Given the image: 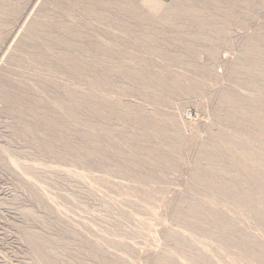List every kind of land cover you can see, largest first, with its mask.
<instances>
[{
	"label": "rangeland",
	"instance_id": "rangeland-1",
	"mask_svg": "<svg viewBox=\"0 0 264 264\" xmlns=\"http://www.w3.org/2000/svg\"><path fill=\"white\" fill-rule=\"evenodd\" d=\"M114 1L133 3L144 12L166 11L165 15L167 7L175 2ZM178 1L175 2L177 6L190 9L192 15L176 17L172 25L157 23L147 27L115 8L86 11L87 1L80 4L78 0H0V264H49L42 261L37 250H44L51 264H107L110 261L157 264L160 258L168 256L169 247L176 246L174 239L169 237L173 227L185 226L181 224L179 208L188 200L187 195L200 200L207 197L215 203L217 201L216 204L221 203L215 199H219V195L214 196L215 192L208 191L214 198L205 195L209 193L198 181L194 184L193 176L203 143L211 137L215 143L220 131L238 129V117L230 121L223 115L231 110L237 112L238 108L227 107L223 95L233 89L240 92L249 88L264 97L261 89L264 88V79L235 71L237 63L256 65L258 60L251 57L248 49L253 36L264 47V0ZM6 4L10 13L2 10ZM108 14H112L111 19ZM200 14L225 22L223 39L218 36L216 40L213 35L217 36V33L212 27L196 24L194 15ZM32 18L45 22V32L60 34L79 47L76 50L62 43L61 48L51 46L50 49L43 39L47 37L45 32L36 38L24 30V23ZM58 22L69 24L70 29L59 30ZM124 23L130 24L136 32L121 33L120 25ZM194 32L213 38L219 54L208 53L206 43L201 44L200 51L188 54L182 41ZM159 36L161 40L150 44L151 53L148 51L147 55L146 49L140 45L146 46L147 38ZM96 42L109 43L113 51L108 53L97 49ZM176 55L183 59L173 61ZM40 57L48 60L41 61ZM72 59L75 61L72 69L63 67L64 60L69 62ZM61 60L62 69L52 70ZM131 61L135 67L145 68L147 65L146 68L169 82L180 74L188 77L185 83L197 93L196 97H192L191 91L168 87L151 89V94L146 97L144 82L118 72H109L106 85L95 80L97 71L101 75L108 73L103 71L105 65H130ZM100 64L104 67L100 68ZM181 71L185 72L184 75ZM252 82L257 86H251ZM163 119L167 120L165 127L170 132L176 130L177 136L165 139L152 133L153 127ZM48 120L56 128L51 130L46 123ZM240 130L251 135H260L261 132L257 129L255 132V128L249 125ZM90 139L98 145L92 155H88L85 149ZM169 145L178 146L177 151ZM12 159L21 162L23 167H15ZM191 184L197 185L196 189ZM200 188L203 194L199 195ZM222 202L224 204V200ZM231 203V208L238 210L236 213L227 212L231 222H238L235 230L246 234L253 230L252 235L258 234L257 239L264 243V228L259 226L257 218L249 219L252 210ZM179 228L176 230L183 227ZM235 245L220 248L219 252L215 249L217 255L219 253L217 257L213 251L215 257L223 259L226 255L228 260L221 261L233 264V257L238 256L245 259L239 258L244 264H252V260L247 262L245 255L238 254ZM191 246L197 248L194 244ZM262 246H256L258 250L254 246V250L264 251V244ZM229 252L232 255H228ZM220 254H224L222 258ZM170 262L180 264L178 259Z\"/></svg>",
	"mask_w": 264,
	"mask_h": 264
},
{
	"label": "bare ground",
	"instance_id": "bare-ground-1",
	"mask_svg": "<svg viewBox=\"0 0 264 264\" xmlns=\"http://www.w3.org/2000/svg\"><path fill=\"white\" fill-rule=\"evenodd\" d=\"M88 2L85 4V10L90 11L94 8H102L105 10V8H115L119 11L126 12L130 15L131 19H135L136 21L140 22L141 24H146L148 25L151 24H162V25H172L174 24V19L176 17H180L182 15H192V12L190 9H187L184 6H177L175 3L178 0H175V2L172 1V5H170L167 10V13L165 15V12L163 11L162 13L154 12L152 10L149 11H142L140 9V6L136 5L134 6L133 3H124V2H115L114 0H78L80 4H84L85 2ZM153 1V0H152ZM181 1V0H180ZM180 1H178L180 3ZM147 2V1H146ZM157 2V1H156ZM182 2V1H181ZM199 2V1H198ZM206 2V1H205ZM78 3V4H79ZM140 3V2H139ZM143 3V2H142ZM161 3V2H160ZM171 3V2H170ZM178 3V4H179ZM192 3V2H191ZM210 3V2H209ZM75 4V3H74ZM149 4V3H148ZM164 4V2H162ZM166 4V3H165ZM182 4V3H181ZM168 5V4H167ZM180 5V4H179ZM213 6V5H212ZM184 7V8H183ZM226 7V6H225ZM163 8V7H162ZM152 9V8H151ZM154 9V8H153ZM159 9V8H158ZM193 9V8H192ZM196 9V8H195ZM3 11L10 13V8L6 4V7L2 9ZM213 10V9H212ZM224 10V9H223ZM2 11V12H3ZM106 11V10H105ZM161 12V10H159ZM89 13V12H88ZM121 13V12H120ZM107 14V13H106ZM127 14V15H128ZM40 15V14H39ZM112 15V14H111ZM111 15L108 14V18L111 19ZM32 16V15H31ZM36 16V15H35ZM50 16V15H49ZM102 16V15H101ZM41 17V16H40ZM39 17V18H40ZM129 17V16H128ZM192 17V16H191ZM30 18V17H29ZM38 18V16H37ZM55 18V17H54ZM53 18V19H54ZM106 18V16H105ZM81 19V18H80ZM76 20V19H75ZM101 20V19H100ZM130 20V19H129ZM229 20V19H228ZM48 21V20H47ZM56 21V20H55ZM194 21L196 22L197 25L200 26H210L214 29L215 33H217V36L215 34L213 35L216 37V40L221 38L223 34H226L225 31V22L219 21V20H214L212 19L209 15L207 14H200L195 16L194 15ZM225 21H227L225 19ZM57 22V21H56ZM61 22V21H60ZM176 22V21H175ZM110 23V22H108ZM59 24V22H58ZM45 22H41L39 19H29L24 23V30L27 32H30L32 35H35L37 38V35H41L42 33L45 32L44 26ZM48 25V24H47ZM50 25V24H49ZM48 25V26H49ZM109 25V24H108ZM228 25V24H227ZM60 29L59 30H69L70 25L69 24H59ZM79 26V25H78ZM101 26V25H100ZM105 26V25H104ZM136 26V25H134ZM152 26V25H151ZM72 27V26H71ZM80 27V26H79ZM107 27V26H106ZM121 29L123 32L121 33H128V34H134L136 31L135 29L128 23H124L120 25ZM22 28V27H21ZM63 28V29H62ZM57 29V28H56ZM145 29V28H144ZM152 29V27H150ZM154 29V28H153ZM200 29V27H199ZM208 29V28H207ZM75 30V29H74ZM118 30V29H117ZM25 31V32H26ZM53 31V30H52ZM51 31V32H52ZM111 31V30H110ZM199 31V30H198ZM213 31V32H214ZM227 31V30H226ZM59 32V31H58ZM75 32V31H74ZM116 32V31H115ZM150 32V31H149ZM165 32V31H164ZM170 32V31H169ZM47 34V37L43 38L45 39L44 42H46L47 45L54 47L59 46L61 48L62 43H65V45H71L73 48H78L76 44H73V42L65 40V38L60 35V34H49L48 32H45ZM64 33V32H63ZM62 33V34H63ZM82 33V32H81ZM84 33V32H83ZM190 33V32H189ZM70 34V33H69ZM120 34V32H119ZM127 34V35H128ZM144 34V33H143ZM142 34V35H143ZM149 34V33H148ZM19 35V34H18ZM76 35V33L74 34ZM79 37L82 36V34H78ZM84 35V34H83ZM87 35V34H86ZM65 36V35H64ZM73 36V34H72ZM85 36V35H84ZM89 36V35H88ZM219 36V38H218ZM34 37V38H35ZM42 37V36H41ZM147 37V36H146ZM154 37V36H153ZM225 37V36H224ZM40 38V37H39ZM139 38V37H138ZM172 38V37H171ZM64 39V40H63ZM68 39V38H67ZM148 42L147 45H140L141 48L146 49V54L149 53L150 51V44L153 45V43H156L161 40L160 36L156 39L154 38H147ZM223 39V37H222ZM70 40V39H69ZM76 39H74L75 41ZM142 39L139 41L141 42ZM146 40V39H145ZM215 40V41H216ZM250 45H248V49L250 50V55L251 57L255 58L254 60L257 62L256 65L252 64H246V63H235V71L238 74H245L249 77H259L261 79H264V50H262L263 43L259 40H257L256 36H253L251 39ZM78 41V40H76ZM167 41V40H166ZM179 41V40H178ZM21 43V41H20ZM181 43V41H180ZM208 44V46L205 47V49L210 53L211 55L213 54L217 56L219 52L217 49L214 47V39L211 37H207L201 32H194L191 34H188L185 36V39L182 41V44H184V48L188 54L193 53L195 54L196 52L200 51L201 44ZM220 43V42H219ZM94 44V43H93ZM92 44V45H93ZM113 44V43H112ZM139 44V43H138ZM142 44V43H140ZM145 44V43H144ZM216 44V43H215ZM18 45V44H17ZM64 45V44H63ZM97 49H101L105 52L113 51L112 46L107 43H99L96 42ZM175 45V44H174ZM218 45V42H217ZM58 47V48H59ZM70 47V46H69ZM25 48V47H24ZM59 48V49H60ZM94 48V47H93ZM57 49V48H56ZM117 49V48H116ZM126 49V48H125ZM155 49V47H154ZM23 50V49H22ZM55 50V49H54ZM53 50V51H54ZM77 50V49H76ZM52 51V52H53ZM102 51V52H103ZM149 51V52H148ZM28 52V51H27ZM45 52V51H44ZM77 52V51H76ZM80 52V51H79ZM161 52V51H160ZM163 52V51H162ZM161 52V53H162ZM57 53V52H56ZM70 53V52H69ZM111 53V52H110ZM142 53V52H141ZM151 53V52H150ZM154 52H152L153 54ZM163 54V53H162ZM148 55V54H147ZM150 55V54H149ZM192 55V54H191ZM60 56V55H59ZM134 58L135 55H133ZM183 56V55H182ZM244 56V55H243ZM52 57V56H51ZM56 57V56H55ZM141 57V56H140ZM157 57V56H156ZM246 57V56H245ZM64 58V57H63ZM95 58V57H94ZM158 58V57H157ZM171 58V57H170ZM174 60H179L183 59L181 56H174ZM248 58V57H247ZM252 58V59H253ZM41 61H46L48 58L44 59L40 57ZM63 60V59H62ZM62 60L61 63H59V66L52 69L54 71L58 70L59 68L62 69ZM60 61V60H59ZM69 61V60H68ZM72 61V62H71ZM69 62H65L64 60V65L63 67L72 69L74 67V59H72ZM110 61V60H109ZM124 61V60H123ZM133 61V60H132ZM132 61L128 64L121 63L116 64V65H105V68L103 71L108 72L106 75H101L97 72L95 76V80L97 82H103L105 85L108 84V74L109 72H118L121 73L125 76L129 77H134L142 82H144V85H146V97L151 94L150 90H159L165 89V88H174V89H185L188 92L191 91L193 88L189 87L186 82V76H180L175 77L172 82H169L166 80L164 77L161 75L157 74L156 72H153L152 69L150 68H143V67H135L132 65ZM138 62V60H134ZM142 61V60H141ZM171 61V60H170ZM21 62V61H20ZM78 62V61H77ZM76 62V63H77ZM148 61H145L146 64ZM32 63V62H31ZM79 65H81V62ZM77 63V65H78ZM88 63V62H87ZM97 63V62H96ZM134 63V62H133ZM171 63V62H170ZM169 63V64H170ZM252 63V62H251ZM254 63V62H253ZM92 64V63H91ZM151 64V63H150ZM149 64V65H150ZM155 64V63H154ZM168 64V65H169ZM38 65V64H37ZM132 65V66H131ZM145 65V64H144ZM153 65V63L151 64ZM150 65V66H151ZM156 65V64H155ZM154 65V66H155ZM171 65V64H170ZM53 66V65H52ZM89 66V65H88ZM91 66V65H90ZM100 68L101 66L104 67V65H98ZM140 66V64H139ZM48 67V66H47ZM80 67V66H79ZM92 67V66H91ZM98 67V68H99ZM175 68V67H174ZM37 69V68H36ZM51 70V71H52ZM60 71V70H59ZM78 71V70H77ZM48 72V71H47ZM89 72V71H88ZM53 73V72H52ZM180 73H183L182 71ZM185 73V72H184ZM184 73L182 75H184ZM7 74V73H6ZM187 74V73H186ZM9 75V74H8ZM56 75V74H55ZM37 76V75H36ZM88 76V75H87ZM114 76V75H113ZM9 77V76H8ZM14 77V76H13ZM121 77V76H120ZM40 78V77H39ZM111 78V76H110ZM45 79V78H44ZM50 79V78H49ZM169 79V78H168ZM29 80V79H28ZM54 80V79H53ZM94 80V81H95ZM95 81V82H96ZM85 83V82H84ZM139 83V82H138ZM68 84V83H67ZM93 84V83H92ZM100 84V83H99ZM143 84V83H142ZM259 84V83H258ZM95 85V84H94ZM251 86H257L255 83H251ZM80 86V85H79ZM21 87V86H20ZM134 87V86H133ZM130 88V87H129ZM244 88V87H243ZM260 89V87H258ZM264 91V88H261ZM83 90V89H82ZM234 90V89H233ZM227 91L223 95L224 99V104L227 105H232L233 107H236L238 109L237 112L234 111L232 112H226L224 113V117L226 119H229L230 121L233 119H236L238 117V121L236 122V126L238 129L234 131H220L218 135H216L217 141L214 143L213 138L209 141H205L202 146V150L200 152V157L197 162L196 166V174L193 176V180L195 181L194 184L198 181L203 187H205L206 193L208 191H213L214 196H217L219 199L215 197L216 200L221 201V203L216 204L212 200L204 199L200 200L196 196H192L191 194L187 195L185 198L188 199L185 201L182 205L181 208L177 206L180 211V219L182 220L181 224H185V226L181 225L179 228L176 226V229L179 228L181 230H176L175 226L173 227L174 230H171L169 237L174 239L175 241V247L170 248L167 252V257H162L157 261V264H172L170 261L173 259H178L180 264H225V261H221L224 258L227 259V256L224 254H220L221 258L222 256L224 257L223 259H217L215 257V249L218 251L220 248L224 249L228 246H233L235 244L238 249V254L239 255H245L246 256V261L249 262L251 261L252 264H254L257 260L261 263H264V251H256L254 250V246H259L263 247L262 243L260 240L257 239V236L252 235V231H250V234H246L243 231H239V229L235 230L236 226L235 224L238 225V222L235 224L233 223V220L231 222V216L227 214V212L230 211H235V213L238 210H234L231 208L233 205L231 203L235 202V205L239 207H245L249 208L252 210V212L249 214L248 218L249 219H255L257 218L259 221V226L264 228V97L259 95V93H255L249 88H245L243 91L238 92L237 91ZM242 90V89H241ZM104 91V90H103ZM124 91V90H123ZM154 91V92H155ZM168 91V90H167ZM143 92V91H142ZM149 92V93H148ZM175 92V91H174ZM192 92V91H191ZM89 93V92H88ZM126 93V92H125ZM194 95L192 96L193 98L196 97L195 94H197L195 91L192 92ZM127 94V93H126ZM189 94V93H188ZM35 95V94H33ZM90 95V94H89ZM18 96V95H17ZM75 96V95H74ZM191 96V95H190ZM76 97V96H75ZM112 98V97H111ZM130 98V97H129ZM192 98V99H193ZM199 99V97H197ZM97 99V98H96ZM99 99V98H98ZM149 99V98H148ZM153 99V97L151 98ZM74 100V99H73ZM171 100V99H170ZM191 100V99H190ZM194 100V99H193ZM66 101V100H65ZM71 102V101H70ZM84 102V101H83ZM123 102V101H122ZM139 102V101H138ZM142 102V101H141ZM159 102V101H158ZM175 102V101H174ZM180 102V101H179ZM178 102V103H179ZM92 103V102H91ZM126 103V102H125ZM161 103V102H159ZM103 104V103H102ZM155 104V103H154ZM62 107V104H60ZM65 105V104H63ZM76 105H78L76 103ZM160 105V104H159ZM165 105V104H164ZM93 106V105H92ZM91 106V107H92ZM113 106V105H112ZM71 107V106H70ZM75 107V106H74ZM115 107V106H114ZM63 108V107H62ZM96 108V107H95ZM98 108V107H97ZM110 108V107H109ZM127 109V108H126ZM129 109V108H128ZM91 110V109H90ZM110 110V109H109ZM121 110V109H120ZM64 111V110H63ZM104 111V109H103ZM123 111V110H122ZM130 111V110H129ZM101 112V111H100ZM102 113V112H101ZM108 113V112H107ZM132 113V112H131ZM128 113L126 115L132 116ZM72 115H75L74 112H71ZM92 114V113H91ZM96 114V113H95ZM94 114V115H95ZM109 114V113H108ZM113 114V113H112ZM181 114V113H180ZM66 115V114H65ZM69 115V114H68ZM111 115V114H110ZM135 115V113H134ZM108 116V115H107ZM191 116V115H190ZM221 116V115H220ZM37 117V116H36ZM117 117V116H116ZM154 117H156L154 115ZM167 117V116H166ZM118 118V117H117ZM164 118V117H163ZM192 118V117H191ZM43 119V118H42ZM46 119V118H45ZM161 119V118H159ZM41 120V119H40ZM124 120V119H123ZM162 120V119H161ZM169 120V119H168ZM237 120V119H236ZM167 121V120H166ZM164 119L163 122H159L158 126H154L152 129V133L155 134L157 137H164L165 139L168 138H173L174 136H177V131H169L165 127V123H167ZM169 122V121H168ZM48 126L51 128H56L55 124L51 121L48 120L46 121ZM132 123V122H131ZM140 123V122H139ZM40 124V123H39ZM88 124V123H87ZM165 124V125H164ZM229 124V123H228ZM120 125V124H119ZM156 125V124H155ZM235 125V124H234ZM246 125L252 126L255 128V130H260L261 132L260 135H251V134H244L242 133L243 131L240 129H243ZM27 126V125H26ZM90 126V125H89ZM147 126V125H146ZM45 127V126H44ZM48 127V128H49ZM119 127V126H118ZM132 127V126H131ZM130 127V128H131ZM140 127V126H139ZM182 126H178L180 128ZM92 128V127H91ZM234 128V127H232ZM89 129V128H87ZM134 129V127H133ZM132 129V130H133ZM249 129V128H248ZM136 130V129H135ZM196 130V129H195ZM230 130V129H229ZM257 130L255 132H257ZM68 131V130H67ZM85 131V130H84ZM88 131V130H87ZM109 131V130H108ZM137 131V130H136ZM148 132V131H147ZM246 133V131H245ZM258 133V134H259ZM92 134V133H91ZM130 134V133H129ZM145 134V133H144ZM151 134V133H150ZM169 134H171L169 136ZM134 135V134H132ZM94 136V135H93ZM149 138V137H148ZM147 139V138H146ZM158 140V139H157ZM96 141V140H95ZM115 141V140H114ZM159 142V141H158ZM72 144V143H71ZM260 144V145H259ZM167 145V144H166ZM78 146V145H77ZM87 146V145H86ZM165 145H163L164 147ZM168 146V145H167ZM171 147V145H169ZM197 146V145H196ZM98 145L94 144L93 140H89V145L88 147H85L86 151L88 152V155L94 154V152L98 149ZM107 147V146H106ZM169 147V148H170ZM77 148V147H76ZM161 148V146H160ZM168 148V147H166ZM178 146H172L171 149L173 151H177ZM78 150V149H77ZM114 150V149H113ZM112 150V151H113ZM135 150V149H134ZM149 150V149H148ZM169 150V149H168ZM75 152V151H74ZM81 152V151H79ZM120 152V151H119ZM97 153V152H96ZM105 153V152H104ZM113 153V152H112ZM123 153V152H122ZM121 153V155H122ZM135 153V152H134ZM174 154V152H172ZM85 154V153H84ZM115 154V155H119ZM125 154V153H124ZM120 155V157H121ZM176 155V153H175ZM59 156V155H58ZM103 156V155H102ZM108 156V155H107ZM148 156V155H147ZM82 158V156H80ZM98 157V156H97ZM118 157V156H117ZM119 157V158H120ZM13 158V157H12ZM79 158V157H77ZM149 158V157H147ZM152 158V157H151ZM178 158V157H177ZM176 158V159H177ZM146 159V157H145ZM102 160V159H101ZM124 160V159H123ZM151 160V159H150ZM168 160V159H166ZM87 161V160H86ZM85 162V161H84ZM110 162V161H109ZM11 163L17 167V168H22V163L17 161L16 159H12ZM147 163V162H145ZM161 164V163H160ZM190 164V163H189ZM113 165V164H112ZM117 165V164H115ZM152 165V164H151ZM104 166V165H103ZM121 166V165H120ZM133 166V165H132ZM26 167V166H25ZM127 167V165H126ZM134 167V166H133ZM138 167V166H137ZM136 167V168H137ZM173 167V166H172ZM135 168V167H134ZM146 168V167H145ZM144 168V169H145ZM26 169V168H25ZM24 169V170H25ZM28 171V170H27ZM74 171V170H73ZM72 171V172H73ZM114 171V170H113ZM145 171V170H144ZM148 171V170H146ZM23 172V171H22ZM131 172V171H130ZM169 172V171H168ZM25 173L26 170H25ZM20 174V172H19ZM165 174V173H164ZM23 175V173H22ZM24 175H30V174H24ZM76 175V174H75ZM153 175V174H152ZM159 175V174H158ZM79 176V175H78ZM151 176V175H150ZM156 176V175H155ZM28 176H25V178ZM135 177V176H134ZM157 177V176H156ZM161 177V176H160ZM29 178V177H28ZM32 178V177H31ZM30 179V178H29ZM32 181V180H30ZM136 181V180H135ZM137 182V181H136ZM198 183V184H199ZM173 184V183H172ZM199 185L200 187H202ZM193 188L196 189V186L191 184ZM41 187V185H39ZM180 187V186H179ZM150 190V189H148ZM190 190V189H189ZM188 190V191H189ZM198 190V188H197ZM200 191L198 192L199 195L203 194L201 188L199 189ZM191 191V190H190ZM194 191V189H193ZM197 192V191H194ZM211 192V194L213 193ZM209 193V192H208ZM209 193L205 194L207 196L212 197ZM204 195V196H205ZM209 197V199H210ZM214 198V197H212ZM47 199V198H46ZM49 199V197H48ZM224 200V204L222 202ZM227 201V203L225 202ZM198 201H201L202 203H197ZM226 203V204H225ZM232 204V205H231ZM45 205V204H44ZM47 206V205H45ZM236 206V207H237ZM235 207V206H234ZM144 208V206H143ZM175 209V208H174ZM248 209V210H249ZM177 210V209H176ZM240 210V209H239ZM245 210V209H243ZM242 210V211H243ZM250 210V211H251ZM241 211V212H242ZM246 211V210H245ZM244 213V212H243ZM242 213V214H243ZM176 214V213H175ZM233 214V213H232ZM178 216V215H177ZM240 216V215H239ZM243 216V215H241ZM240 218V217H239ZM236 219V218H235ZM234 219V220H235ZM180 220V221H181ZM243 221V220H242ZM248 221V220H247ZM256 220V222H258ZM241 222V221H240ZM239 222V223H240ZM245 222V221H244ZM253 222V221H252ZM178 223V222H177ZM176 223V224H177ZM251 223V222H250ZM245 224V223H244ZM253 224V223H252ZM257 225V223H256ZM254 225V226H256ZM172 226V225H171ZM189 228H188V227ZM239 226V225H238ZM258 226V225H257ZM242 228V227H241ZM253 228V227H252ZM255 228V227H254ZM244 229V228H243ZM245 231V230H244ZM263 231V230H262ZM259 232V231H258ZM262 233V232H261ZM260 237V235H259ZM263 237V236H262ZM241 238V239H240ZM264 238V237H263ZM106 239V238H105ZM108 241V239H107ZM122 241V240H121ZM121 241L119 244H121ZM106 242V241H105ZM109 242V241H108ZM117 242V240H116ZM236 242V243H235ZM100 243V242H99ZM108 244V243H107ZM196 245L197 248H193L191 245ZM232 244V245H231ZM99 245V244H98ZM128 243L126 244V246ZM95 247V246H94ZM195 247V246H194ZM249 247L253 249H249ZM101 248V247H100ZM230 248V247H229ZM257 248V247H256ZM96 249V248H95ZM221 249V250H222ZM48 251V249H45ZM166 250V249H164ZM233 250V249H232ZM258 250V248H257ZM39 251V252H38ZM50 251V250H49ZM53 251V250H52ZM109 251V250H108ZM167 251V250H166ZM165 251V252H166ZM215 253H214V252ZM223 251V250H222ZM221 251V252H222ZM227 251V250H226ZM234 251V250H233ZM236 251V249H235ZM36 252V251H35ZM38 253H40L42 257V261L51 264V260L49 259V256L44 250H37ZM36 252V254H37ZM99 252V251H98ZM111 251H109L110 254ZM162 252V251H161ZM164 252V251H163ZM164 252V253H165ZM219 252V251H218ZM49 253V252H48ZM103 252H101L102 254ZM123 253V252H122ZM126 253V252H125ZM225 253V252H224ZM236 253V252H235ZM100 254V253H99ZM100 254V255H101ZM108 254V253H107ZM230 252L228 253V255ZM111 255V254H110ZM219 255V253H218ZM217 253L216 256L218 257ZM232 255V254H230ZM234 255V254H233ZM236 255V254H235ZM112 256V255H111ZM158 256V255H157ZM162 256V255H161ZM226 256V257H225ZM244 256V257H245ZM116 257V256H115ZM121 257V256H120ZM160 257V256H158ZM215 257V260H213ZM237 257V260L239 263L244 264L243 257ZM234 260L236 261V258ZM40 258V257H39ZM102 256L100 257V259ZM118 258V257H116ZM213 258V259H212ZM229 258V256H228ZM232 258V259H233ZM98 259V258H97ZM231 259V256H230ZM225 260V259H224ZM228 260V259H227ZM245 260V259H244ZM254 260V261H253ZM262 260V261H261ZM105 261V259H104ZM115 261V260H114ZM129 261V260H128ZM230 261V260H229ZM233 261V260H232ZM231 261V263H232ZM233 261V264L236 263ZM55 262V261H54ZM100 262V261H99ZM228 262V261H227ZM254 262V263H253ZM258 262V263H259ZM104 263V262H103ZM130 263V262H129ZM238 263V262H237ZM236 263V264H237ZM238 263V264H239ZM259 263V264H261ZM53 264V263H52ZM107 264H121L120 261L116 262H107ZM123 264V263H122ZM247 264V263H246ZM257 264V263H256Z\"/></svg>",
	"mask_w": 264,
	"mask_h": 264
}]
</instances>
